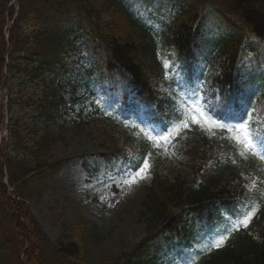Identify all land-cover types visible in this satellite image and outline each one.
Here are the masks:
<instances>
[{
    "label": "trees",
    "instance_id": "16d2710c",
    "mask_svg": "<svg viewBox=\"0 0 264 264\" xmlns=\"http://www.w3.org/2000/svg\"><path fill=\"white\" fill-rule=\"evenodd\" d=\"M17 3L18 17L10 31L12 52L18 57L23 54L26 61L39 60V67L31 72L32 76L42 68L37 78L45 73L54 77L44 83L40 99L19 97L14 101L22 110L34 107L38 117L52 121L58 106L65 104L64 87L72 89L71 103L74 104L76 87L91 92L92 83L112 82L117 71L125 73L129 85L140 89L146 99L162 109L164 127L172 130L165 133V145L183 157L193 174L191 183L168 168L159 145L146 143L141 135L133 134L128 125L122 124L120 131H116L117 138L109 136L114 157L126 161L148 158L150 180L144 187L140 205L149 234L163 229L180 240H187L189 223L194 217L205 215L212 203L229 202L243 192L242 175L264 176L257 162L244 152L243 145L231 137V132L215 131L207 137L199 126L190 127L191 119L177 129L180 119L172 120L173 102L156 86L154 89L150 80L168 87L175 76L173 69L163 70V60L167 62L170 58L178 65L183 64V55L197 41L207 45L210 57H214L212 62H216L223 48L225 51L220 56L227 61L233 58L228 54L236 36L244 33L264 40V0H17ZM205 8L213 11L219 20L224 17L234 25L236 29L230 34L234 38L229 43L204 42ZM28 26L32 30L31 37L23 34ZM79 30H85L86 35L99 44L105 57L89 71L78 68L73 59ZM2 56L3 50L0 60ZM1 65L0 61V69ZM236 66L234 61H220L217 67L215 86L221 88L227 107H234L237 100L231 88ZM11 67L21 71L17 63ZM57 80L66 82L57 86ZM211 92L212 85H206L204 93L210 107ZM246 121L253 134L264 130V97L256 100ZM115 128L118 127L113 125L114 131ZM39 131L36 127L26 129L22 137L12 128L10 144L15 156L7 154L5 149L0 152V264H5V260L9 264H119L125 258L122 252L96 263L82 256L77 241L61 239L52 245L24 203L6 194L1 158L13 196L23 200L28 199L31 188L38 185L34 178L50 179L58 171L56 166L60 163L50 161L57 136L47 125L41 134ZM232 133L236 137L235 130ZM253 225L251 234L244 232L235 236L222 249L201 257L197 264H264V205ZM255 237L263 242H256ZM134 255L137 264H146L139 260L141 251Z\"/></svg>",
    "mask_w": 264,
    "mask_h": 264
},
{
    "label": "rangeland",
    "instance_id": "374dc122",
    "mask_svg": "<svg viewBox=\"0 0 264 264\" xmlns=\"http://www.w3.org/2000/svg\"><path fill=\"white\" fill-rule=\"evenodd\" d=\"M5 3L6 0H0V11ZM90 47L91 45L79 46L78 51L83 52L85 56L84 63L91 61L88 57ZM17 83L10 74L5 75L0 100L1 136L6 133L7 119L15 116L16 113L15 109L8 112L7 94L13 96L17 90ZM123 89L124 87L119 85L117 93L119 94ZM31 122V119H27L24 124H31ZM101 131L102 124L94 120H91L78 135L75 131L68 130L65 144L57 146L56 158H71L72 161L55 182L47 185L42 183L35 188L28 201L30 211L52 241L66 234L65 228H70L80 218L87 222L85 231L87 252L96 257L116 251L122 244L132 248L146 234L143 223H138L141 210L139 206L141 186L136 189H125L118 196L109 198L108 192L104 191L109 183L105 186L99 183L103 168L99 170L97 176L88 177L89 181L86 182L84 179L86 172L75 165L79 162L76 160L79 156H85V160L89 159V162H92V156L99 152ZM168 159L176 171L188 176L189 172L180 159L172 155ZM100 162L97 160V163L100 164ZM94 196L96 199L104 200L105 208L95 205L91 200Z\"/></svg>",
    "mask_w": 264,
    "mask_h": 264
},
{
    "label": "snow or ice",
    "instance_id": "6c2138e0",
    "mask_svg": "<svg viewBox=\"0 0 264 264\" xmlns=\"http://www.w3.org/2000/svg\"><path fill=\"white\" fill-rule=\"evenodd\" d=\"M221 103L224 104L225 107H227V101H221ZM195 122V121H193ZM213 124H216L217 127L225 128L227 127L224 124H218L215 121H212ZM185 126H187L185 124ZM229 132H232L235 130L237 133L235 139L238 140V142L242 143L244 147L248 148L249 150H255L258 145L264 144V133H256L255 135L249 130V124L247 121L234 125L232 127H228L227 129ZM149 168V163L147 159H145L143 166L139 167L138 170L134 171L133 174L130 175L129 179H126L124 181L125 184H133L137 181V179H143L145 178V173L147 172ZM255 212V209H253L252 212H249L247 216L244 217L242 221H240V224L247 227L249 220L251 219L253 213ZM231 234V233H229ZM228 239V236H220L219 239L215 240L211 243V246L208 248V251H211L212 248H219L221 245L224 244V242Z\"/></svg>",
    "mask_w": 264,
    "mask_h": 264
}]
</instances>
